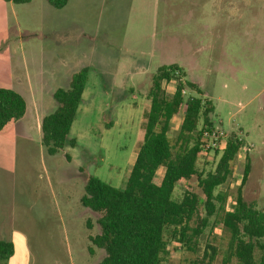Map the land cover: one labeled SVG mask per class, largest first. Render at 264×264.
I'll return each mask as SVG.
<instances>
[{"label":"rangeland","instance_id":"1","mask_svg":"<svg viewBox=\"0 0 264 264\" xmlns=\"http://www.w3.org/2000/svg\"><path fill=\"white\" fill-rule=\"evenodd\" d=\"M171 63L183 70V82L201 89L186 88L185 99L209 100L211 126L243 145L216 190L224 201L214 202L203 235L191 250L170 243L162 264H225L230 233L221 220L235 206L247 166L243 196L264 211V0H70L62 9L46 0H0V87L27 103L25 116L0 132V240L14 244L16 264L103 259L91 241L100 215L81 204L85 184L95 176L125 186L143 141L153 78ZM83 68L89 80L69 142L50 155L41 142L42 120L57 108L56 90L68 88ZM175 86L164 84L169 95ZM181 123V116L173 118V144ZM208 127L201 119L199 130ZM226 141L201 154L200 174L215 170ZM187 190L204 198L197 177L180 181L174 199ZM199 213L206 216L203 204ZM208 246L218 251L212 262Z\"/></svg>","mask_w":264,"mask_h":264},{"label":"trees","instance_id":"2","mask_svg":"<svg viewBox=\"0 0 264 264\" xmlns=\"http://www.w3.org/2000/svg\"><path fill=\"white\" fill-rule=\"evenodd\" d=\"M11 1L23 5L32 0ZM69 1L46 0L56 9L64 8ZM183 77V70L177 65L163 66L154 76L148 94L150 107L144 117L143 141L125 186L116 188L95 176H90L85 184L81 204L100 215L99 233L91 237L92 244L105 253L98 264H162L169 255L170 243L191 250L203 235L209 218L216 213L214 202L224 201L216 190L231 176V165L243 143L239 138H229L215 170L205 176L199 173L197 164L202 154L199 123L204 119L206 126L212 127L210 115L214 108L209 100L200 97L185 99L186 88L198 94L201 90L193 82H183ZM88 80L89 69L83 68L72 75L68 88L54 93L57 108L41 123V142L48 154L55 155L68 144ZM170 82L176 83L172 95L164 88ZM26 112L27 103L20 93L0 87V132ZM176 116L182 117V123L173 144L169 132ZM160 168L163 173L158 179ZM248 175L249 166L233 210L225 211L221 220L222 227L230 233L225 264L232 259L238 264H264V211L246 202L243 196ZM194 177L198 178L204 198L187 190L180 201L175 200L177 184ZM202 204L206 210L203 218L199 213ZM195 218L198 225L192 227ZM207 248L205 255L211 250L212 262L218 251L212 246ZM14 252L12 242L0 241V261L8 260Z\"/></svg>","mask_w":264,"mask_h":264},{"label":"built area","instance_id":"3","mask_svg":"<svg viewBox=\"0 0 264 264\" xmlns=\"http://www.w3.org/2000/svg\"><path fill=\"white\" fill-rule=\"evenodd\" d=\"M185 94L186 90L183 91V95ZM226 137V132L218 128L208 127L201 130V153L207 154L220 149L226 141Z\"/></svg>","mask_w":264,"mask_h":264},{"label":"crops","instance_id":"4","mask_svg":"<svg viewBox=\"0 0 264 264\" xmlns=\"http://www.w3.org/2000/svg\"><path fill=\"white\" fill-rule=\"evenodd\" d=\"M11 1V0H10ZM12 2V1H11ZM171 65H177V66H179L178 64H176V63H171ZM183 74H184V72H183ZM185 76V75H184ZM190 82H193V83H195V84H197L198 85V83L197 82H195V81H190ZM198 87H199V85H198ZM199 89H200V87H199ZM201 90V89H200ZM173 122V121H172ZM0 241H7V242H10V241H8V240H0ZM15 252H14V255L11 257V258H9L8 260H4V261H0V264H16L15 262Z\"/></svg>","mask_w":264,"mask_h":264}]
</instances>
